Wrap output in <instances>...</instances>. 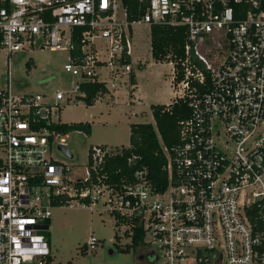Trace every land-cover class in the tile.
<instances>
[{
    "label": "built area",
    "instance_id": "2783aa9c",
    "mask_svg": "<svg viewBox=\"0 0 264 264\" xmlns=\"http://www.w3.org/2000/svg\"><path fill=\"white\" fill-rule=\"evenodd\" d=\"M152 25L188 38L181 81L170 65L191 116L179 143L162 145L163 189L136 155L111 179L106 165L123 148L95 145L83 170L70 165L60 149L69 134L56 129L101 71L130 79L134 30ZM37 49L67 54L68 89L15 92L14 65ZM2 55L0 264H46L53 210L98 204L126 235L142 228L157 263L264 264V0H0ZM97 244L93 234L88 250Z\"/></svg>",
    "mask_w": 264,
    "mask_h": 264
},
{
    "label": "rangeland",
    "instance_id": "374dc122",
    "mask_svg": "<svg viewBox=\"0 0 264 264\" xmlns=\"http://www.w3.org/2000/svg\"><path fill=\"white\" fill-rule=\"evenodd\" d=\"M151 28L139 26L134 30V62L145 65L134 71L140 86V98L132 104L129 98L130 86L121 84L113 94L101 95L93 106H87L83 99L65 105L61 110V122L64 124L89 123L91 133L74 131L65 139L73 159H65L54 149L58 159H65L70 165L84 169L88 151L95 145L128 148L130 145V127L132 124L150 123L155 125L150 107L167 105L172 102L170 87V63H157L151 54ZM31 63V69L27 64ZM67 54L37 49L28 53L14 65L12 74L13 88L19 94L47 93L54 95L57 90L65 91L74 80L64 70ZM5 55L0 59V84L6 85V75L2 69ZM109 90L115 87L111 81V71H103ZM125 81V78L122 80ZM114 96V97H112ZM63 105V104H62ZM99 204L93 209L77 206L53 210L48 237L52 245V264H161L150 254L149 246L142 245L126 252L131 237L119 226L114 215ZM95 234L98 239L96 250L90 251L87 243ZM87 249V252L86 250Z\"/></svg>",
    "mask_w": 264,
    "mask_h": 264
},
{
    "label": "trees",
    "instance_id": "16d2710c",
    "mask_svg": "<svg viewBox=\"0 0 264 264\" xmlns=\"http://www.w3.org/2000/svg\"><path fill=\"white\" fill-rule=\"evenodd\" d=\"M134 1V0H131ZM132 4V3H131ZM130 14H135L133 6H131ZM187 31L183 27H169L163 25L151 26V49L152 58L156 62H173L178 71V81L184 77L181 62L185 60V46L187 44ZM130 61H127L129 63ZM27 69H31V63L27 64ZM132 82L135 76L131 75ZM85 93L83 100L87 106H93L97 98L105 95L108 89L104 83H89L82 87ZM151 111L155 121V125L150 123L132 124L130 127V145L123 148L121 155L111 158L105 171L113 181H119V170L123 174L130 173L131 168L128 166L129 157L136 155L142 158L143 164L148 167L150 177L154 185L158 189H163L167 185V174L164 167L167 163L166 156L163 152L162 145L172 147L179 143V125L183 120L191 116L189 104L185 100H176L171 105H152ZM56 129L63 135L78 131L91 133V125L89 123H74L71 125L64 124L56 126ZM119 222V217L114 216ZM48 237V235H47ZM49 238V237H48ZM145 234L142 228L134 229L131 237V243L126 246L123 251H130L144 245ZM52 249V245H51ZM87 252V249H85ZM54 261L53 251L47 259L46 264H52Z\"/></svg>",
    "mask_w": 264,
    "mask_h": 264
},
{
    "label": "crops",
    "instance_id": "0c3cea01",
    "mask_svg": "<svg viewBox=\"0 0 264 264\" xmlns=\"http://www.w3.org/2000/svg\"><path fill=\"white\" fill-rule=\"evenodd\" d=\"M150 43H151V41H150ZM151 51H152V49H151ZM151 54H152V52H151ZM133 55H134V48H133ZM131 60H132V66H133V71L131 72V74H130V76L131 75H134L135 76V80H134V82H132L131 81V79H128L126 76H124V77H122V78H116V77H114V76H112L111 78V81L115 84V83H119V88L121 87V84L124 82V84H128L129 86H130V92H129V98H130V100H131V102H132V104H134L136 101H133V100H135V99H138L137 101H139V100H141V98H140V86L138 85V81H137V76H136V73H135V71H134V64L136 63V62H134V56H132L131 57ZM140 59H138V61H137V63H136V65H137V67L138 68H143V66L145 65L142 61H139ZM155 61V60H154ZM156 62V61H155ZM157 63H164V62H157ZM166 63H169V62H166ZM171 67H172V65H171ZM171 72V77H172V74H173V71L171 70L170 71ZM103 71H101V75H100V79L102 80V82L106 85V87H107V89H108V92L106 93V94H110V95H112L113 94V91H115L116 90V88H118V87H114L113 89H112V92L109 90V87H108V81H107V78H105V76L103 75ZM125 78V81H122L123 79ZM170 87H171V89H172V102L170 103V104H167L166 106H169V105H171L174 101H176V98H175V90H174V88H173V84H172V79L170 80ZM105 94V95H106ZM112 97H114V96H112ZM150 109H151V107H150ZM152 112V111H151ZM152 116H153V114H152ZM154 119V118H153ZM155 122V121H154ZM84 133V132H83ZM105 146H107V145H105Z\"/></svg>",
    "mask_w": 264,
    "mask_h": 264
},
{
    "label": "water",
    "instance_id": "95a60500",
    "mask_svg": "<svg viewBox=\"0 0 264 264\" xmlns=\"http://www.w3.org/2000/svg\"><path fill=\"white\" fill-rule=\"evenodd\" d=\"M60 149H61V151H63L65 153V155L67 157L73 158V154L69 150H67L65 147L60 146Z\"/></svg>",
    "mask_w": 264,
    "mask_h": 264
},
{
    "label": "flooded vegetation",
    "instance_id": "af4514ba",
    "mask_svg": "<svg viewBox=\"0 0 264 264\" xmlns=\"http://www.w3.org/2000/svg\"><path fill=\"white\" fill-rule=\"evenodd\" d=\"M148 256H150V255L148 254Z\"/></svg>",
    "mask_w": 264,
    "mask_h": 264
}]
</instances>
